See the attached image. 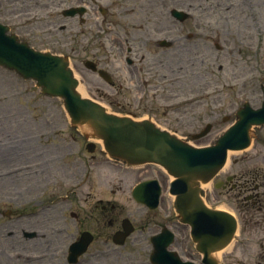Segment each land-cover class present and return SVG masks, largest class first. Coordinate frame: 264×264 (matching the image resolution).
<instances>
[{"label": "rangeland", "instance_id": "obj_1", "mask_svg": "<svg viewBox=\"0 0 264 264\" xmlns=\"http://www.w3.org/2000/svg\"><path fill=\"white\" fill-rule=\"evenodd\" d=\"M115 0H104L105 4L111 3V10L109 15H107L105 18V21H113L115 22L116 17L114 15H111L116 12V7L114 9L113 4ZM48 4H57L59 3L58 0H47ZM61 7H64L62 5ZM117 7H121L124 9L125 7H129V3L125 2L123 0H117ZM41 12L45 10V8H40ZM262 16L261 19H264V11L261 12ZM249 15H257L256 12L253 13H247ZM111 15V16H110ZM127 17H132L131 15H126ZM125 16V17H126ZM255 18V16H253ZM263 23V22H262ZM261 23V24H262ZM115 28V27H113ZM116 29V28H115ZM261 31L264 34V27H260ZM263 29V30H262ZM255 39L262 40V43L259 45L264 46V35H255ZM115 39V36L110 37V40ZM105 41V40H104ZM108 39H106L105 43L107 45ZM35 43V42H34ZM37 44V43H35ZM38 48H42L41 45H35ZM49 47H44L43 49H48ZM52 51H55L57 53L65 52L63 50L62 46L57 44L56 47H51ZM81 59V58H80ZM80 59H72V67H74V71L76 73V76L80 79L82 88L84 89L85 93L100 101L105 105L108 109H112L116 111L119 114H131L134 117H151L153 118L156 123H158L162 128H170L174 131H176L180 135H184L185 131L190 130L194 124L192 122H187V117L183 116L182 118H174V117H166L161 112V107L157 104L156 99H148V100H139V102H135V94L136 93H130L129 92V83H127V73L121 70L120 76L117 79L113 76V79L116 81L115 86H109L103 82L97 75L91 74L90 71L86 70L82 65L80 64ZM264 63V59L261 60ZM222 64V69L219 71H215L216 76L214 77L216 81V86L214 89H216L215 94V105H216V118H214V125L211 132L204 138L199 140H189V142L192 145L196 146H202V145H208L214 142L216 137L219 135L220 131L225 128L229 122L232 120L234 116V110L242 104L244 101H249L251 104L254 102L253 95H256V100L259 102L260 100V93L257 91V86L260 78L258 74H256L257 69L261 67V65H256L255 71L252 73H245L242 72L243 65L249 64V63H259V60H252L248 57H246V60L241 59H235V60H225V59H218L216 60V64ZM77 65L79 67H77ZM247 69V67H246ZM245 69V70H246ZM0 78H3L6 80L7 84L9 85V89H15L16 91H20L18 93L17 98L13 101L12 99H9V104L11 105L13 102L19 103L20 109L23 110V116L25 119H27L28 122H25L22 124L23 131L18 132L17 134L9 131V142L10 144L13 143L15 146L19 142H23L21 144L20 148L17 147V151H86L85 150V143L84 139L80 137L81 135L77 131V129L69 127L68 119L63 111V107H61V103L59 99L45 96L40 92V90L34 86V82L32 80H25L22 79L20 76L15 75L11 72H4L0 71ZM253 79H256V84ZM122 83V84H121ZM123 86V91H121V87ZM154 95L150 90H147V95ZM38 100V101H34ZM230 104H232V108L228 109ZM229 115V119L227 121H222L223 115ZM169 116V115H168ZM168 118V120L166 119ZM206 122H201L196 125V129L199 127L202 128L205 125ZM18 126L15 123L10 122V128H15ZM29 134V136H28ZM24 135V136H23ZM24 137V138H22ZM18 138V139H17ZM9 145V144H8ZM262 146L260 143H254L253 146L250 149L243 150L246 151L244 153L249 154L250 151H262ZM99 154V153H97ZM238 154H241L238 153ZM236 153H232L231 157L232 159L236 156ZM52 157V154L50 155V158ZM239 157V156H237ZM49 159V158H48ZM46 166L48 170L54 171L59 166L58 160H56L54 163L51 162V160L46 161ZM152 167H156L154 165H151ZM157 168V167H156ZM64 170V166L60 168V172ZM107 174H109V178L113 180H116V176L113 172L107 170L105 171ZM153 169H148V171H145L146 174L153 173ZM128 173V182L129 180H135L139 178V175H136L132 172ZM129 184V183H128ZM97 186H99V182L97 181ZM87 186H84L85 188ZM13 188V192L9 193V196L13 199H18L20 204L16 207H24V211L29 212L30 210L34 209L36 211H41V213L38 215L37 222L35 223L37 226L40 225L42 220L46 219L47 215L46 213L52 214L51 209H46V206L50 204L51 200V193L54 191V188L52 186H49L47 189L41 187L40 192L42 193V196L40 198L41 203L35 204L32 203V201H28L29 204L21 203V197L28 198L35 195L36 188H28V189H16ZM102 191H105L106 188H102ZM62 190V188H61ZM59 190L60 193H64V191ZM84 191H88V189H84ZM215 197L218 199H226V191L225 190H212ZM119 203L122 205V209L124 214H129L133 219L140 217L143 218V220H136L133 221L136 225L135 231L130 235V239H127L126 244L122 246L121 248H118L117 250L113 251H104V258H93L91 261L89 257L86 255L85 259L88 260L85 264H138V261H144L143 264H148V262L145 260L147 259L149 248H150V242L147 239L149 232L159 230V228L163 225L164 218L161 217V215L156 216V219L154 220L153 216L151 214L141 212L139 208L135 205V203L128 198L127 192L121 191L119 193ZM96 196H90L86 201H83L74 204L72 208H65L64 210L60 211L61 205L56 206V211L59 212H65L66 214L73 209L74 211L81 212L82 216H86L85 214H89L92 211V201L95 200ZM209 201V200H208ZM210 202V201H209ZM220 203H224L223 200ZM219 203V204H220ZM218 204V203H217ZM120 205V208H121ZM159 214H162V212L158 211ZM123 215H119V218ZM118 218V219H119ZM71 220V218H70ZM54 221V219H53ZM52 221V222H53ZM69 221V220H68ZM89 225L87 227H90L94 229V226L91 224V214L89 218ZM169 225L176 231V240H184L185 248L187 249L186 255H183L184 257L190 256V252H194V244L190 241L188 237V228L186 226H182L180 223L177 224L176 219L169 220ZM62 221L60 220L57 227L61 226ZM72 224V230L75 228V222L71 221ZM51 229L45 230V233L43 236H41L42 239H37L38 241H44L47 240L46 247L49 249L54 246L60 247L58 251L53 252V258H51V261L49 262H39V264H61L64 261V255H63V248L64 245L67 242V238L65 237V233H62L60 236L62 238V241H59L57 237H55L54 234H52V229L55 228L54 223H51L50 226ZM106 232H112L111 228L105 229ZM180 231V232H179ZM106 237V236H104ZM10 238V237H9ZM102 239V238H101ZM101 239H95L93 243L90 246V249H96L98 246L107 248H112V245L110 244H103ZM16 245V243L14 244ZM98 245V246H97ZM182 245V244H181ZM180 243H176L177 248L181 246ZM175 247V248H176ZM176 248V250H177ZM17 248H14V251H16ZM181 253H182V249ZM224 256V260H225ZM15 259V256L11 255L9 257V264H13ZM84 264V263H83Z\"/></svg>", "mask_w": 264, "mask_h": 264}, {"label": "water", "instance_id": "obj_2", "mask_svg": "<svg viewBox=\"0 0 264 264\" xmlns=\"http://www.w3.org/2000/svg\"><path fill=\"white\" fill-rule=\"evenodd\" d=\"M3 35L0 29V36ZM12 42L11 40H9ZM9 42V43H10ZM20 54H16L12 49L8 50V54H4L0 51V62H6L9 66L15 67L20 71L23 76H32L38 80V84H41L43 90L49 93L64 94L70 93V97H66L65 107L69 111L70 115L77 120L78 114L83 113L85 109H91V111H98L102 109L93 102L81 99L75 91L71 89L69 82L72 84L75 81L71 78V72L66 68V61L61 57L48 55H38V53L31 49H26ZM86 115V114H85ZM258 118L264 119V112L257 113ZM83 119H86L83 117ZM96 125V124H95ZM100 129L101 136L104 137L106 145L111 152H116L131 158L132 151L141 152L146 154V159L152 160V157L160 159L165 164L177 166L179 160L182 159L188 164H193V151H210L212 149L225 148L228 145L233 146L232 143L239 137L238 133L231 135V130L226 131L217 144L210 149L203 150H190L191 147L176 143L173 138L167 133H162L158 129H155L151 124H137L130 123L126 119L118 118H106L100 122L97 126ZM148 128V133L145 137H142L138 128ZM236 146V145H235ZM140 147H147L149 151H137ZM159 148H163V151H158ZM174 148L175 150H171ZM188 158L190 159L188 161ZM180 164L177 166L179 167ZM173 168V167H172Z\"/></svg>", "mask_w": 264, "mask_h": 264}, {"label": "flooded vegetation", "instance_id": "obj_3", "mask_svg": "<svg viewBox=\"0 0 264 264\" xmlns=\"http://www.w3.org/2000/svg\"><path fill=\"white\" fill-rule=\"evenodd\" d=\"M18 0H0V19H3L6 23H8V26H10L11 31L17 33L19 35H27V39H32L37 36V32L35 30V26L31 25V21H24L22 23H19V21L14 20V17L17 19H20L23 15L24 17L27 15H30L29 10H25L21 7V5H17L16 7L15 2ZM30 17V16H29ZM9 20V21H8ZM25 39V38H22ZM26 40V39H25ZM5 158L2 154H0V169L4 166ZM248 172V170H245ZM243 172V171H242ZM254 177H257V173L251 174ZM240 190H248L247 183H243L240 187ZM2 190L0 187V201L4 200V196L2 195ZM262 264H264V259L262 261Z\"/></svg>", "mask_w": 264, "mask_h": 264}, {"label": "bare ground", "instance_id": "obj_4", "mask_svg": "<svg viewBox=\"0 0 264 264\" xmlns=\"http://www.w3.org/2000/svg\"><path fill=\"white\" fill-rule=\"evenodd\" d=\"M77 90H78V92H80V94L84 95V94H83V89L81 88V86H78V87H77ZM13 149H14V148H12L11 151H13Z\"/></svg>", "mask_w": 264, "mask_h": 264}]
</instances>
